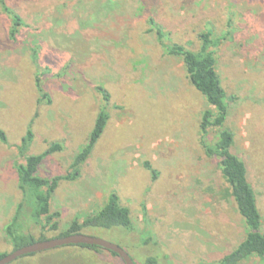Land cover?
I'll list each match as a JSON object with an SVG mask.
<instances>
[{
  "label": "rangeland",
  "instance_id": "374dc122",
  "mask_svg": "<svg viewBox=\"0 0 264 264\" xmlns=\"http://www.w3.org/2000/svg\"><path fill=\"white\" fill-rule=\"evenodd\" d=\"M1 3L21 18L15 37ZM149 19L166 45L196 52L207 31L219 42L225 128L234 135L232 153L246 165L264 233V0H0V130L6 134L0 142V255L13 252L5 228L22 204L15 165L28 129L34 136L28 156L59 146L41 163L40 177H65L101 111L109 121L80 176L61 181L53 194L58 231L27 222L26 234L55 238L96 215L116 193L130 211L132 230L81 233L119 246L135 264L150 257L160 264L217 263L245 238L219 161L200 146L201 116L211 108L191 86L182 60L165 54ZM37 75L49 102L40 101ZM216 136L211 130L208 140ZM11 264L123 263L104 249L68 246ZM241 264L262 263L250 258Z\"/></svg>",
  "mask_w": 264,
  "mask_h": 264
},
{
  "label": "trees",
  "instance_id": "16d2710c",
  "mask_svg": "<svg viewBox=\"0 0 264 264\" xmlns=\"http://www.w3.org/2000/svg\"><path fill=\"white\" fill-rule=\"evenodd\" d=\"M1 7L3 12L11 19L13 25L11 35L15 37L17 28L22 25L21 18L4 3H1ZM148 25L152 31H156L155 36L159 45L164 49L165 54L182 60L191 86L205 98L208 106L211 108L205 110L201 116L199 125L200 146L208 158L219 161L221 175L229 186L230 196L234 201L239 215L244 221L245 238L222 260L211 264H241L250 258H258L264 264L263 223L261 213L257 206L256 194L248 180L245 163L232 153L234 135L225 128L229 109L226 102V92L216 71L215 54L219 47V42L211 38V31H207L200 36L201 45L199 50L192 52L184 46L166 45L163 40L162 30L154 20L149 19ZM35 88L39 94L40 101L48 100L47 102H49L48 95L43 90L41 75L35 77ZM98 91L102 94L104 100L108 102L109 95L107 92L102 88L98 89ZM108 121V113L101 111L95 120L93 129L87 140V145L84 146L73 161L71 166L72 172L65 177H57L54 179L40 177L38 172L43 160L58 151L59 146H52L41 155L28 156L27 152L34 139L32 131L28 129L25 137L19 146H17L22 161L15 165L18 189L22 194V204H20V209L17 210L15 217L5 228V234L13 245V252L37 242L82 234L83 229L87 228L102 230L124 229L127 232L132 230L130 211L120 205L119 197L116 193L109 194L106 204L96 215L84 219L82 223H79L78 220L74 221L68 230L58 234L55 238L47 239L42 235L36 239L32 235L26 234L24 230V226L27 225V222H30L35 226H39L42 231L46 229L53 232L58 231L59 224L57 221L60 214L57 212L52 213L51 211L53 194L61 181L73 182L78 179L82 166L88 160L96 144L102 137ZM211 130L217 133L215 142L208 140V134ZM0 142H6V134L2 130H0ZM143 168L150 172L153 180L157 179V173L149 163H144ZM24 207L25 209H23ZM25 211L29 215L23 221V212ZM72 247H80L93 252L101 249L95 246ZM111 254L118 257L114 253ZM33 255L35 254L28 256ZM5 256L7 254L0 255V260ZM146 264L160 263L156 258L150 257L146 260Z\"/></svg>",
  "mask_w": 264,
  "mask_h": 264
},
{
  "label": "water",
  "instance_id": "95a60500",
  "mask_svg": "<svg viewBox=\"0 0 264 264\" xmlns=\"http://www.w3.org/2000/svg\"><path fill=\"white\" fill-rule=\"evenodd\" d=\"M68 246H95L116 254L123 264H135L131 257L119 246L98 238L85 236L83 234H76L65 238L53 239L44 242H37L25 246L2 258L0 260V264H11L14 261L28 255L38 254Z\"/></svg>",
  "mask_w": 264,
  "mask_h": 264
}]
</instances>
